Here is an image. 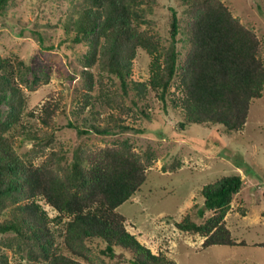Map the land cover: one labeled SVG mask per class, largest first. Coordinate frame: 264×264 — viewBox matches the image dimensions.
Here are the masks:
<instances>
[{
    "label": "trees",
    "instance_id": "trees-1",
    "mask_svg": "<svg viewBox=\"0 0 264 264\" xmlns=\"http://www.w3.org/2000/svg\"><path fill=\"white\" fill-rule=\"evenodd\" d=\"M12 1L0 0V15ZM155 1L80 0L65 13L59 45L88 46L78 70L85 90L65 125L79 135L134 129L124 121L132 114L126 103L131 90L140 100L150 91L180 107L181 128L207 122L227 132L242 129L251 102L263 94L262 38L223 0H180L184 16L171 8L169 43L164 44L149 27ZM138 48L151 57L144 80L128 77ZM103 72L117 77L118 86L110 76L105 83ZM47 73L21 58L0 55V264L9 263L4 246L24 252L27 261L21 264H177L130 232L117 209L145 183L154 159L151 145L138 152L128 137L99 148L80 143L70 156L62 142L52 146L56 116L65 113L64 106L46 100L38 115L44 127L37 125L29 118L36 116L26 110L21 85L34 89L48 81ZM98 105L114 110L103 117ZM148 106L140 107L147 116ZM27 140L32 145L20 149ZM243 184L235 172L203 184V202L196 208L203 220L186 213L176 227L203 236L205 247L236 244L225 215ZM40 200L57 213L50 216ZM204 209L212 213L204 216Z\"/></svg>",
    "mask_w": 264,
    "mask_h": 264
},
{
    "label": "rangeland",
    "instance_id": "rangeland-1",
    "mask_svg": "<svg viewBox=\"0 0 264 264\" xmlns=\"http://www.w3.org/2000/svg\"><path fill=\"white\" fill-rule=\"evenodd\" d=\"M223 1L234 15L253 26L262 38L264 59V0ZM79 2L13 0L0 15V55L21 58L40 71H48V81L40 82L34 89L20 83L28 103L26 110H32L36 116H30V120L44 127L38 118L44 102L58 100L65 113L56 116L52 146L62 142L69 156L80 143L99 148L128 137L138 152L151 145L154 159L146 169L145 183L117 209L126 217V228L152 252H162L175 259L177 264H264V88L262 96L251 102L247 120L238 131L227 132L219 124L207 122L191 123L181 128L178 125L183 119L180 107L173 106L169 100L164 103L150 91L146 100H140L130 90L126 103L131 106L132 114L129 113L124 121L134 129L108 134L91 131L79 135L65 123L74 117L71 111L85 90L78 70L84 66L81 58L88 46L80 44L69 48L58 42L62 35L60 20ZM183 7L180 0H156L148 13L149 27L159 33L164 44L169 43L171 8L183 17ZM38 32L43 35V40ZM150 58L143 48H138L128 77L146 79ZM103 77L105 83L112 80L118 86L117 77L106 72ZM171 90L177 94L175 86H171ZM144 102L149 104V116L140 111ZM2 107L6 111V105L2 104ZM97 107L103 117L114 110L107 106ZM100 120L101 124L105 122ZM31 145L32 142L27 140L20 149ZM41 159L39 157L37 162ZM233 172L241 174L244 180L225 215L226 225L236 244L202 246L203 236L183 231L175 222L186 213H191L197 221L203 220L196 211L203 202L202 185ZM40 203L50 216L57 213L44 200ZM204 210V216L212 213ZM3 249L9 256L8 264L27 261L23 251L15 252L6 246ZM117 264L130 263L119 260Z\"/></svg>",
    "mask_w": 264,
    "mask_h": 264
}]
</instances>
